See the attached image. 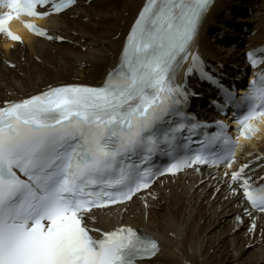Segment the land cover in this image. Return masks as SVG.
I'll list each match as a JSON object with an SVG mask.
<instances>
[{"label":"snow or ice","instance_id":"6c2138e0","mask_svg":"<svg viewBox=\"0 0 264 264\" xmlns=\"http://www.w3.org/2000/svg\"><path fill=\"white\" fill-rule=\"evenodd\" d=\"M48 3L0 0L8 9L0 15V32L22 42L8 30V21L13 14L50 15L38 11ZM74 3L53 2L52 10ZM208 6L209 0H147L127 37L119 70L109 73L104 86L50 87L0 107V264H136L157 253L156 241L132 227L95 239L85 220L94 208L130 201L150 187L156 173L124 161L141 154L146 162L165 150L162 146L172 149L176 133L185 128L183 123L168 130L158 125L172 113L179 115L186 100L172 73L187 58ZM27 27L47 36L31 23ZM248 56L253 67L261 62L252 52ZM192 60L195 65L198 55ZM243 99L248 108L237 123L242 135L252 136L257 129L251 121L264 117V78L252 81ZM219 127L213 139L225 145L224 155L197 153L166 171L225 160L231 167L235 142L224 134L225 125ZM245 168L247 164L231 178L241 181L252 207L264 213V186L254 189L250 178L243 177Z\"/></svg>","mask_w":264,"mask_h":264},{"label":"bare ground","instance_id":"6f19581e","mask_svg":"<svg viewBox=\"0 0 264 264\" xmlns=\"http://www.w3.org/2000/svg\"><path fill=\"white\" fill-rule=\"evenodd\" d=\"M141 2L91 0L86 4L78 0L66 11L40 20L52 40L20 28L22 43L0 35V105L48 84H100L116 64L124 34ZM213 31L214 45H209ZM240 31L247 34L246 40L233 37ZM262 42L264 0H214L193 47L227 81L228 74L244 67L246 49ZM187 82L201 95L192 99L200 106L190 109L205 117L212 112L209 98L205 99L212 90L195 87L190 78ZM245 162L251 163L244 170L247 175L264 172V130L245 142L232 167L165 177L126 205L94 211L90 225L100 233L128 225L157 239L158 253L143 264H264V214L248 209L241 190L229 178L230 170H239ZM253 223L255 229L250 230Z\"/></svg>","mask_w":264,"mask_h":264},{"label":"rangeland","instance_id":"374dc122","mask_svg":"<svg viewBox=\"0 0 264 264\" xmlns=\"http://www.w3.org/2000/svg\"><path fill=\"white\" fill-rule=\"evenodd\" d=\"M244 3H242L241 4V8H242V10H243V8H244ZM235 17H233V19H234ZM235 22H237V23H242V21L241 20H237V21H235ZM234 30V29H233ZM213 33H214V35H215V31H213L211 34H210V36H211V38H210V40H209V45H214V41H215V39H214V35H213ZM240 34V35H239ZM209 36V37H210ZM246 36H247V34H244V33H242L241 31L238 33V35H235V36H233L234 38L236 37V38H240V39H244V40H246ZM232 37V36H231ZM74 46H77L76 45V43L74 44ZM212 47H214V46H212ZM83 51V50H82ZM22 61H23V58H22ZM12 68V67H11ZM97 79H98V77H97ZM77 81V80H76ZM245 249H246V247H245Z\"/></svg>","mask_w":264,"mask_h":264}]
</instances>
